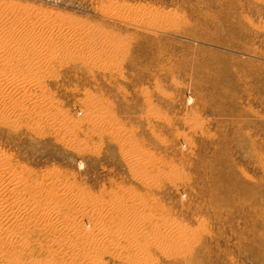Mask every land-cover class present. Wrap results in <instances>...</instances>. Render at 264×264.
<instances>
[{"label":"rangeland","instance_id":"1","mask_svg":"<svg viewBox=\"0 0 264 264\" xmlns=\"http://www.w3.org/2000/svg\"><path fill=\"white\" fill-rule=\"evenodd\" d=\"M0 177V264H264V0H0Z\"/></svg>","mask_w":264,"mask_h":264},{"label":"bare ground","instance_id":"2","mask_svg":"<svg viewBox=\"0 0 264 264\" xmlns=\"http://www.w3.org/2000/svg\"><path fill=\"white\" fill-rule=\"evenodd\" d=\"M230 4H232V3H230ZM212 65H213V63H212ZM1 178V177H0ZM2 203V202H1ZM2 205V204H1ZM4 207V206H3ZM1 208H2V206H1ZM4 211H2V213H3ZM1 216V215H0ZM74 234V233H73ZM139 238V237H138Z\"/></svg>","mask_w":264,"mask_h":264}]
</instances>
